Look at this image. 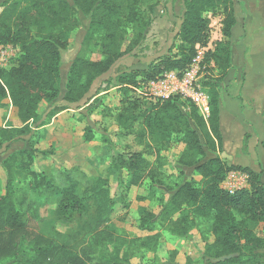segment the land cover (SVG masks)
Returning a JSON list of instances; mask_svg holds the SVG:
<instances>
[{"label":"rangeland","instance_id":"1","mask_svg":"<svg viewBox=\"0 0 264 264\" xmlns=\"http://www.w3.org/2000/svg\"><path fill=\"white\" fill-rule=\"evenodd\" d=\"M5 1L0 0V11ZM235 2L236 25L230 39L231 68L224 76L214 66L202 68V81L208 79L216 83L220 97L229 96L235 85L236 93L250 71L264 72V0ZM182 6L183 0H141L144 25L141 34L138 36L137 31L128 29L122 43L126 53L93 81L80 101L71 103L62 99L67 73L73 59L82 52L89 28V17L78 12L80 24L71 33L69 45L61 55L60 76L55 83L60 90L59 96L39 104L38 119L31 123L27 133L17 134L15 140L0 137V188L5 184L1 161L21 151L13 161L16 200L25 217L37 224V233L42 237L38 241L55 244L57 253L52 261L72 264L73 257L90 235L105 230L113 237L104 239L95 248L87 264H107L115 253L121 256L126 253L131 264L205 263V249L213 241L211 219H197L186 236H179L170 231L171 226L161 215L172 189L193 177L198 179L191 167L182 164L185 159L182 134L150 136L144 129L142 117L148 106L145 101L149 100L142 77L163 55L177 53L176 33ZM219 20L218 15L211 17L210 48L223 38ZM12 49L15 56L1 68L8 69L15 64L20 50L17 46ZM82 53L93 60L101 58L98 48ZM135 71L137 83L131 84L127 91L122 90L119 78ZM135 103L137 108H134ZM186 105L185 102L184 110H188ZM56 109L60 110L56 113ZM10 125H19V120L16 109L4 99L0 101V127ZM86 127L93 135L90 141L84 139ZM133 152H141L149 162L147 176L138 186L128 185L130 175L125 169L117 170L112 166L116 155ZM211 155L208 152L206 158ZM233 170L245 174V187L248 174ZM47 182L52 184V190L45 188ZM61 190L82 197L90 207L89 214L59 220L56 196ZM148 216L152 230L142 227V219ZM178 217L175 214L172 218ZM257 233L264 236L261 228ZM148 235L156 236L144 247L141 241ZM57 245L65 248L61 250ZM36 253L32 243L24 242L15 256L1 258L0 264H23L24 259L35 258Z\"/></svg>","mask_w":264,"mask_h":264},{"label":"trees","instance_id":"2","mask_svg":"<svg viewBox=\"0 0 264 264\" xmlns=\"http://www.w3.org/2000/svg\"><path fill=\"white\" fill-rule=\"evenodd\" d=\"M140 1L4 2L0 11V46H17L20 53L10 68H0V101L7 99L16 109L19 125L0 127L2 140H15L17 134L27 133L31 129V123L38 119L39 104L59 96L60 90L55 83L60 76L61 55L69 45L71 33L80 24L77 13L81 12L89 17V28L81 51L90 52L93 48H98L101 58L93 60L80 52L73 59L62 98L71 103L80 101L93 81L107 72L126 53L122 43L128 29L137 31L138 36L141 34L140 30H143L144 25ZM149 9L151 11L152 7ZM216 15L220 17L223 38L215 41L210 48L211 17ZM235 25V0H183V12L176 33L179 40L178 51L176 54L163 55L146 69L143 80L157 78L171 70L181 73L199 47H206L202 68L206 70L214 66L224 76L231 67L230 39ZM203 77L201 70L198 82L209 94L208 116H203L193 103L179 96L145 101L148 106L142 112V117L146 133L150 136L158 133L168 136L171 132L182 134L180 139L184 143L182 154L185 157L182 164L191 167L198 176V179L193 177L172 189L161 215L171 226L170 231L179 236H186L197 219H211L213 241L205 249L204 264H264V236L257 233L258 228L264 230V182L249 167L232 164L220 156L222 134L219 87L208 79L202 81ZM136 83V71L119 78L120 88L124 91L131 89V84ZM185 102L188 110L183 109ZM137 106L135 103L134 108ZM58 110L60 109L55 112ZM84 139H93L89 127L84 128ZM261 145L264 148V140ZM208 152L212 155L206 158ZM17 154L13 152L1 161L5 184L3 189L0 188V259L15 256L20 251V246L28 242L34 245L37 255L32 259H24L23 264H60L59 261H52L57 253L53 246L55 244L38 241L42 237L37 233V224L25 217L17 203L13 166ZM112 166L117 170L125 169L130 175L128 185L138 186L147 176L149 162L141 152H133L116 155ZM233 169L246 172L249 181L245 187L229 192L221 184L226 174ZM52 187V184L46 183L45 188L52 190ZM57 194L59 220L89 214L90 207L82 197L68 190L58 191ZM175 214L179 215L177 219L172 218ZM150 217L142 219V227L148 230H152ZM155 236L148 235L141 241V245L149 246ZM112 237L105 230L92 233L73 257L72 264H87L86 260H90L95 248L104 239ZM58 247L61 250L65 248L63 245ZM126 255L115 253L107 264H131Z\"/></svg>","mask_w":264,"mask_h":264},{"label":"crops","instance_id":"3","mask_svg":"<svg viewBox=\"0 0 264 264\" xmlns=\"http://www.w3.org/2000/svg\"><path fill=\"white\" fill-rule=\"evenodd\" d=\"M233 88L229 96L220 97V156L232 164L249 167L264 182V72L250 71L236 93Z\"/></svg>","mask_w":264,"mask_h":264},{"label":"built area","instance_id":"4","mask_svg":"<svg viewBox=\"0 0 264 264\" xmlns=\"http://www.w3.org/2000/svg\"><path fill=\"white\" fill-rule=\"evenodd\" d=\"M12 45L0 46V68L15 56ZM206 47L197 48L196 54L184 71H166L159 77L148 79L144 83V91L149 100H164L171 96H179L193 103L203 116L209 114V94L201 87L198 80L202 70V60ZM245 174L230 170L226 174L222 187L229 192L244 187Z\"/></svg>","mask_w":264,"mask_h":264}]
</instances>
